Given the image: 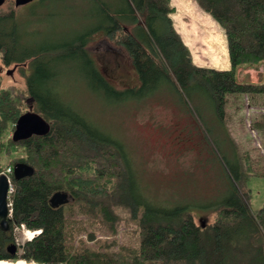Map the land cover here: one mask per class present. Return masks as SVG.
<instances>
[{"label": "trees", "instance_id": "16d2710c", "mask_svg": "<svg viewBox=\"0 0 264 264\" xmlns=\"http://www.w3.org/2000/svg\"><path fill=\"white\" fill-rule=\"evenodd\" d=\"M48 1L31 0L26 14L16 0L0 6V68L17 65L26 78L21 91L0 72V175L17 162L35 168L19 180L11 175L12 213L9 230L0 227V261L264 264V204L251 206L247 186L252 177H264L263 160L259 167L249 158L244 169L238 163L227 170L229 195L210 206V221L202 227L190 205L165 206L146 194L126 162L125 146L88 115L66 85L72 75L66 67L83 61L88 71L81 70L79 77L110 104L146 101L163 90L176 99L180 95L193 111L196 88L220 106L233 93L264 100V0H197L226 31L232 61L227 70L193 62L172 20L171 0H97V24L90 25L86 16L72 27L41 18ZM95 41L122 50L137 69L140 85L119 88L109 82L103 62L109 54L93 50ZM248 68L260 70L259 81L239 78V71ZM27 97L34 98V111L49 122L50 131L14 141L15 125L29 108ZM254 126L264 129V112ZM57 191L69 193L70 203L52 207ZM121 211L129 213L130 241L125 243L118 239ZM22 224L41 232L11 253L8 247L17 244L15 229Z\"/></svg>", "mask_w": 264, "mask_h": 264}, {"label": "rangeland", "instance_id": "374dc122", "mask_svg": "<svg viewBox=\"0 0 264 264\" xmlns=\"http://www.w3.org/2000/svg\"><path fill=\"white\" fill-rule=\"evenodd\" d=\"M28 3L17 8L26 14ZM171 3L175 7L172 20L175 25L176 18L177 30L189 47L193 62L203 68L230 69L232 61L227 34L213 15L205 12L199 2L201 8L192 0H171ZM46 7L47 10L43 8L41 13L45 22L54 19L72 27L89 16V24H97V0H50ZM47 11L56 14L50 17ZM91 47L109 54L103 61L109 82L119 88L140 85L137 69L127 55H122V50L111 49L104 41H95ZM115 55L118 60L114 59ZM14 67L0 68V72L7 84H15L24 91L26 78L21 75L19 66ZM66 68L72 73L66 79L69 92L76 95L88 115L97 119L125 146L126 162L136 178L141 179L146 194L165 206L190 205L201 224L203 221L207 225L210 221V206L229 195L227 170L237 168L238 163L244 169L249 158L254 167L260 166V160L264 161V129L254 126L256 117L264 112V100L257 95L228 94L227 101L220 106L203 89L196 88L191 91L193 111L181 102L180 95L176 99V95L163 90L146 101L110 104L89 91L86 77H79L81 70L88 71L83 61ZM9 70L12 72L8 73ZM259 71L241 69L239 78H246V82L259 81ZM29 73L30 69H27ZM247 186L252 190L251 206L262 207L264 177H252ZM120 213L123 223L118 239L125 243L130 241V227L126 224L129 213ZM28 230L27 227L15 229L18 245L31 238ZM101 233L98 232V237L104 238Z\"/></svg>", "mask_w": 264, "mask_h": 264}, {"label": "water", "instance_id": "95a60500", "mask_svg": "<svg viewBox=\"0 0 264 264\" xmlns=\"http://www.w3.org/2000/svg\"><path fill=\"white\" fill-rule=\"evenodd\" d=\"M6 0H0V6L5 3ZM31 0H16V6L20 4H26ZM15 65L14 68H16ZM12 72L9 70L8 73ZM28 111L22 114L12 133V139L14 141L25 140L33 135H46L50 131L49 122L38 112L34 111V98L29 97L27 99ZM35 173V168L25 162H17L14 165L13 175L14 178L19 180L24 177L32 176ZM70 194L65 191H57L50 198V204L54 208L64 206L70 202ZM12 203L9 200V177L6 174L0 175V227L7 231L10 228V217L12 213ZM205 222L202 221V227H205ZM11 244L8 249L11 253H16L19 248L23 247V244Z\"/></svg>", "mask_w": 264, "mask_h": 264}, {"label": "bare ground", "instance_id": "6f19581e", "mask_svg": "<svg viewBox=\"0 0 264 264\" xmlns=\"http://www.w3.org/2000/svg\"><path fill=\"white\" fill-rule=\"evenodd\" d=\"M40 232V230H36V231H30L28 233V236L32 237L33 235H37ZM18 245V244H17ZM0 264H29L28 262H26L25 260H17V261H8V260H1Z\"/></svg>", "mask_w": 264, "mask_h": 264}, {"label": "built area", "instance_id": "2783aa9c", "mask_svg": "<svg viewBox=\"0 0 264 264\" xmlns=\"http://www.w3.org/2000/svg\"><path fill=\"white\" fill-rule=\"evenodd\" d=\"M3 173H5L9 177V194H11L14 191V186L11 180V175L13 174V167H8L6 171H4ZM21 227H25V225L22 224ZM17 228H20V227H17ZM28 232L30 231L28 230Z\"/></svg>", "mask_w": 264, "mask_h": 264}, {"label": "crops", "instance_id": "0c3cea01", "mask_svg": "<svg viewBox=\"0 0 264 264\" xmlns=\"http://www.w3.org/2000/svg\"><path fill=\"white\" fill-rule=\"evenodd\" d=\"M192 2H194V4H196V6L198 5V3H197V0H192ZM199 6V5H198ZM200 7V6H199ZM199 7H198V9H199ZM175 8V7H174ZM178 8V7H177ZM201 8V7H200ZM200 11H201V9H199ZM203 11V10H202ZM201 11V12H202ZM204 12V11H203ZM202 12V14L204 15V16H206L204 13ZM217 24V23H216ZM175 25H176V27H177V29H178V27H179V24H176V18H175ZM219 28V30L221 31V35H222V37H224V32H223V30L221 29V27L219 26L218 27Z\"/></svg>", "mask_w": 264, "mask_h": 264}]
</instances>
